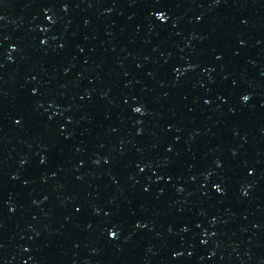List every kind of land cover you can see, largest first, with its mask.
Returning <instances> with one entry per match:
<instances>
[{
  "label": "water",
  "instance_id": "95a60500",
  "mask_svg": "<svg viewBox=\"0 0 264 264\" xmlns=\"http://www.w3.org/2000/svg\"><path fill=\"white\" fill-rule=\"evenodd\" d=\"M0 264H264V0H0Z\"/></svg>",
  "mask_w": 264,
  "mask_h": 264
},
{
  "label": "snow or ice",
  "instance_id": "6c2138e0",
  "mask_svg": "<svg viewBox=\"0 0 264 264\" xmlns=\"http://www.w3.org/2000/svg\"><path fill=\"white\" fill-rule=\"evenodd\" d=\"M154 2L156 3V4H160L161 2H162V0H154ZM217 3H219V0H217ZM156 19L157 20H160V21H165L166 20V15L163 13V12H161L160 14H158L157 16H156ZM42 43H44V41H42ZM218 59H219V57H218ZM33 94H35V93H33ZM242 100H243V102H245V103H247L249 100H250V97L248 96V95H244L243 97H242ZM205 103H209V101H205ZM133 111L135 112V113H137V114H141L142 113V108L141 107H135L134 109H133ZM16 123L17 124H20V123H22V121L21 120H17L16 121ZM169 151H171V149H169ZM45 161H41V163H44ZM218 167L220 166L219 164L217 165ZM144 169H141V171H143ZM252 173H249V175H251ZM215 192L216 193H218V194H222V189H221V187L220 186H217V187H215ZM145 191H147V189H145ZM245 195H247V193H245ZM77 211H79V209H77ZM137 227H139V225H137ZM109 237L111 238V239H117L118 238V232L117 231H115V230H112V231H110L109 232ZM26 251H27V249H26Z\"/></svg>",
  "mask_w": 264,
  "mask_h": 264
}]
</instances>
